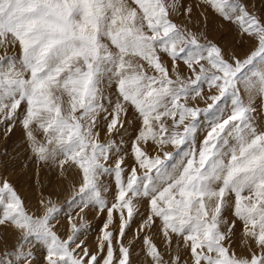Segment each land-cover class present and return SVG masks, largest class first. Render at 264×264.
Listing matches in <instances>:
<instances>
[{"label":"snow or ice","instance_id":"obj_1","mask_svg":"<svg viewBox=\"0 0 264 264\" xmlns=\"http://www.w3.org/2000/svg\"><path fill=\"white\" fill-rule=\"evenodd\" d=\"M205 3L253 42L243 58L193 31L184 0H0V45L14 49L0 54V125L19 126L41 166L76 173L70 195L42 198L39 214L0 177V229L16 234L0 264H133L141 238L150 264H264V124L252 98L264 107V72L244 74L264 61V17L244 0ZM90 210L105 215L95 252L81 239ZM238 227L246 254L233 248ZM153 230L189 258L166 260Z\"/></svg>","mask_w":264,"mask_h":264},{"label":"rangeland","instance_id":"obj_2","mask_svg":"<svg viewBox=\"0 0 264 264\" xmlns=\"http://www.w3.org/2000/svg\"><path fill=\"white\" fill-rule=\"evenodd\" d=\"M185 3L190 4L193 7L192 11V23L190 27L193 31H201L206 33L208 39L217 43L224 51L226 56L235 53L239 57L243 58L249 50L254 46L253 42L242 39L237 26L228 24L223 21L213 10L208 7L205 0H184ZM249 5V10L255 12L257 15L264 17V0H244ZM205 17L207 20L205 21ZM179 22L185 23L184 19ZM12 52L14 49L0 45V54L5 51ZM167 60V57H165ZM171 64V61H168ZM181 74L187 76L185 66L180 63L179 65ZM264 72V61L259 59L254 62L253 65L248 66L244 70L245 76L252 77L253 74H259ZM241 94H244V90H241ZM207 95V92L205 93ZM247 99V96L244 97ZM253 100L257 101V124H264V107H261V102L257 97L253 96ZM231 97H229L230 101ZM210 103V101H207ZM227 102V101H226ZM191 104H198L200 107H205L206 102L197 98V100H189ZM203 131L201 135H203ZM42 138V134H40ZM102 134V139H103ZM127 139V138H125ZM168 150H171L169 148ZM64 176L69 179L64 180L60 173L57 171L56 165L51 166L37 163L31 158V153L27 149V145L24 141L22 130L17 126L11 133L5 134V126L0 125V177L8 179L16 188L18 193L25 201L26 207L33 213L39 214L41 211V199L51 198L56 203H62L71 192L72 177L76 176V173L72 169H68L64 172ZM78 182V178H77ZM102 183L107 186H112V180L109 176L105 175L102 178ZM107 199L111 200V196L108 195ZM143 211V209H141ZM85 220L91 227L87 232L81 236L84 239L86 246L93 252L97 251V237L100 235V230L105 222V215H100L94 210L87 211L85 214ZM227 215V214H226ZM138 220V218H137ZM119 220L116 219L115 223L110 226L112 230L118 231ZM67 224L66 221L61 219L60 224L57 227V231L64 235ZM137 228V223H133L130 229L127 231L124 243L127 246L129 241L133 240V232ZM155 242L161 246V251L165 253V259H168L169 254L180 253L182 257L187 260L188 253L183 248H173L169 251L165 250L162 240L158 233L153 230L152 233ZM143 234H141V237ZM5 241L7 246L11 247L16 242V234L10 230L5 233L3 229H0V252L5 248ZM233 248L238 254H246L243 242L240 240L239 227L237 228V236L233 242ZM142 249V238L134 241L132 244L133 251V264H150V261L145 257Z\"/></svg>","mask_w":264,"mask_h":264}]
</instances>
